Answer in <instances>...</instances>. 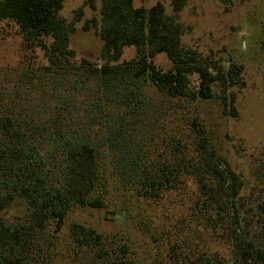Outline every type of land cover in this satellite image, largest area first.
Instances as JSON below:
<instances>
[{
    "label": "trees",
    "instance_id": "obj_1",
    "mask_svg": "<svg viewBox=\"0 0 264 264\" xmlns=\"http://www.w3.org/2000/svg\"><path fill=\"white\" fill-rule=\"evenodd\" d=\"M64 3L0 0V20L43 53L0 67V264H264V198L246 208V181L202 116L216 96L229 114L242 65L184 45L164 3L135 0H101V53L78 59ZM174 197L186 209L173 224L134 210ZM136 234L160 249L151 263Z\"/></svg>",
    "mask_w": 264,
    "mask_h": 264
},
{
    "label": "rangeland",
    "instance_id": "obj_2",
    "mask_svg": "<svg viewBox=\"0 0 264 264\" xmlns=\"http://www.w3.org/2000/svg\"><path fill=\"white\" fill-rule=\"evenodd\" d=\"M135 2L146 7L164 3L167 14L184 25V45L198 49L204 57L221 62L226 68L231 63L242 65L239 83L229 88L235 96V108L231 103L229 114H225L216 96L202 104V116L215 144L246 181L243 190L246 208H256L257 199L263 201L264 198V0H188L177 14L171 0ZM100 8L101 0H65L62 16L68 20L78 19L71 41L78 59L96 60L101 53L102 40L92 23L94 18L100 17ZM79 9H82L80 13ZM23 41L15 23L0 20V67L16 65L26 57L39 62L43 60V53L38 48L28 50ZM135 55L136 49L127 47L123 59ZM155 61L165 69L171 67V60L164 53L157 55ZM193 189L191 184L189 192ZM187 198L185 195L184 201L187 202ZM184 201L174 197L159 204L144 203L134 210L140 211L141 217L152 220L153 226L173 224L185 213ZM83 218L91 222L96 220L95 216ZM106 227L111 228L112 223H106ZM136 238L140 254L148 259V263L154 261L160 249L143 234H136ZM68 255L53 257L51 262L68 264L72 260ZM163 256L162 252L160 257Z\"/></svg>",
    "mask_w": 264,
    "mask_h": 264
}]
</instances>
